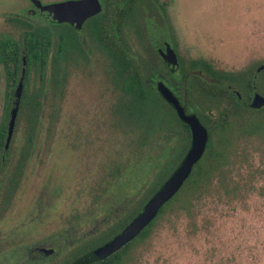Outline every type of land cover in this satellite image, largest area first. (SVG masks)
I'll list each match as a JSON object with an SVG mask.
<instances>
[{
  "label": "rangeland",
  "instance_id": "rangeland-1",
  "mask_svg": "<svg viewBox=\"0 0 264 264\" xmlns=\"http://www.w3.org/2000/svg\"><path fill=\"white\" fill-rule=\"evenodd\" d=\"M38 1L50 5L62 0ZM137 1L136 22L149 18L153 3L166 10L169 25L165 19L149 24L174 27L180 74L210 82L232 73L240 76L235 90L249 94L245 80L264 64V0ZM29 26L50 29L55 58L56 30L63 33L66 26L49 24L33 0H0V36L22 40ZM155 30L158 38L166 33ZM100 59L94 53L91 62L70 65L66 79L53 77L50 60L43 83L34 73L30 77L26 104L19 108L6 165L0 169V264L33 263L30 251L35 247L56 253L49 262L35 263L58 264L103 233L101 241L114 237L135 219L131 221L132 214L144 209L179 142L176 118L157 95L150 94L154 106L146 108L145 118L128 120L126 109L133 103L140 106L119 90L114 72ZM4 75L1 69V111ZM195 83L197 104L211 107L205 114L214 120L204 122L220 125L217 119L229 105L227 96H208L198 84L201 80ZM257 91L264 96V82ZM36 92L41 105L27 104ZM260 117L239 114L219 130L211 124L210 141L217 149L230 143L222 169L207 181L208 190L191 186L181 191L148 236L119 254V264H264ZM18 168L16 185L8 192Z\"/></svg>",
  "mask_w": 264,
  "mask_h": 264
},
{
  "label": "trees",
  "instance_id": "trees-1",
  "mask_svg": "<svg viewBox=\"0 0 264 264\" xmlns=\"http://www.w3.org/2000/svg\"><path fill=\"white\" fill-rule=\"evenodd\" d=\"M19 22L23 23V21H19ZM55 27H59V26H55ZM48 30L47 28L41 29V28H33L29 26L28 29L25 30L22 40L16 39L11 36H5V35L0 36V70L3 69L5 73L4 75L5 92H4V104L2 111L0 105V169L5 167L7 161L8 150L5 149V142L8 133V122L10 119V113L11 110L16 107V103H17L16 90L18 88V85L20 84V82H23L24 88L19 105V108H21V106H23L24 103L26 104V98H27L26 88H27V84L30 81V77L32 73L37 75L38 79H40L42 83L45 81L48 65L51 60V51L53 46L52 33ZM56 31H57L56 33L58 34L59 44H58L56 57L52 60L53 77L58 76V67H57L59 66L58 59L61 54V47L64 38L63 34L59 32V30ZM122 55L123 58L127 56L126 52H122ZM24 59L26 60V65H24L23 63ZM130 64L132 63L130 62ZM125 65H127V62L126 60L122 59L120 52L115 53L116 68L118 67L119 70L121 71L127 70V67L124 68ZM133 65H135L134 62ZM198 68L199 67L197 66L196 69ZM23 70H25L24 74H23ZM130 71L132 72L135 70L130 69ZM263 73L264 71H262L258 75L257 90L262 89V85L264 82L262 78ZM129 74L130 75L128 77H124L121 74H119V76L114 77V82L116 86L123 88V91L129 94L132 97V100L136 101L140 106L139 108H134L133 105L134 103H133L130 109L129 107L126 109L127 110L126 115H128V120L133 119L136 121L139 118H143V117L145 118L147 113L146 108L150 105L154 106V103L151 99V95L154 96L157 95L159 98H161V100L165 103V105L169 107V109L172 111L173 115L176 118L177 123L174 125V128L175 127L176 128L174 129L173 126L169 128L171 130L174 129L177 134L179 133V135H181L179 136V142H177L176 145L173 147L170 157L167 160V163L164 164V166L160 170V174L157 178L158 184L152 189L153 190L152 195L149 198L151 199L160 190V188L164 185V183L171 177V175L177 170L180 163L183 161L187 151H189L191 147L193 135H192L191 127L186 122L181 120L173 105L170 104L165 98H163V96L159 94L156 90L150 88L151 87L149 85L150 80L148 78H140L139 76H136V74L133 75V73H129ZM185 74L186 73L181 74L183 75L182 76L183 78L180 79L179 94H178L179 100L181 103L185 102L184 106L186 109L185 112L186 115L188 116L195 115L199 119L201 125L207 130L208 142L203 157L194 166L191 175L185 181L180 191L168 203L164 205V207L160 210L158 216L162 214L163 210L169 204H171V202H173V200L184 189L190 188L191 186L192 189L193 188L195 189V191L199 190V188L201 187H206L207 189V181L213 176L215 171L217 170L220 171L222 169L221 168L222 164L227 159L226 157L227 149L229 148L230 143L227 145V148L222 147L220 148L221 150H219V148L217 149L215 144L212 141H210V129H211L210 126L212 123L206 124L203 119L210 118V116L205 113L207 110L210 111L211 107L204 108V107H200L197 104L195 99V94L197 92L196 90L197 84L195 83V80L198 79L201 80L202 83H198V84L206 95L213 97H222V95L227 96L229 105L228 107L219 111V118L217 119L222 121L220 125H223L224 121H229L234 117H238L239 114L257 113L261 115L260 118L264 116V108L260 110H252L249 108V103L252 98L251 94L253 92L252 83L255 75L254 71H252L250 73V76H248V79L245 80L246 86L248 87L249 90V94L242 93V100H239L237 96L234 94V92H232L238 87V85L236 84L237 83L236 80H238L240 76H237L232 73H224V74H220L216 79L212 78L211 81L208 82L202 80L197 75H195V77H192V75L188 77V75ZM54 83L58 85L56 78H54ZM41 87L43 88L42 85ZM40 95L41 94H38V92H36L33 95L29 96L27 104H32L33 106H35V104L36 106L41 105L40 103L41 101L39 99ZM210 120L212 122L214 121L211 118ZM215 125H216L215 123L212 124L214 128L218 127L217 129L219 130L220 129L219 123L216 126ZM251 126L252 125L250 123V128L248 131L249 135H251L250 133H252V129H254V127L252 128ZM257 129L259 132L264 133V118L261 119L259 126H257ZM32 138L33 135L32 136L29 135L30 141H32ZM20 171H21L20 168H18V170L16 169V172L14 174L15 177L13 176V178L10 180V185H9L10 187L8 192L14 189L16 185V177L17 174L20 173ZM142 210L143 209L141 208L136 214H132L130 216L131 221L134 218H136L142 212ZM158 216L148 227H146L140 233V235L135 240L125 245L121 250H119L109 258L93 264H119V262L116 260L119 258L118 257L119 254L133 247L135 242H137L138 240L147 237L151 229L155 226ZM130 219H128V221ZM105 234L107 233H103L98 237L91 239L89 243L78 247L77 250L70 255V257L66 261V264H73L76 260L82 258L88 253L110 242L113 237L101 241V239H104Z\"/></svg>",
  "mask_w": 264,
  "mask_h": 264
},
{
  "label": "flooded vegetation",
  "instance_id": "flooded-vegetation-1",
  "mask_svg": "<svg viewBox=\"0 0 264 264\" xmlns=\"http://www.w3.org/2000/svg\"><path fill=\"white\" fill-rule=\"evenodd\" d=\"M67 1L80 0H62L61 2ZM99 2L101 5L100 13L88 18L79 30L75 29L70 23L54 24L44 18L53 26H66V31L62 33L64 38L61 54L58 59V68L60 69H58V76L66 79L70 65H78L80 62L89 63L92 61L93 54L96 53V55L101 56V61L103 59L106 60V68L112 69L114 77L119 76V74L128 77L130 75L129 73H133V75L136 74L140 78H148L151 89L161 94L159 85H163L180 102L178 94L180 79L183 78V75L179 73V68L174 70L167 61L168 51L170 50L175 55L177 63H179L177 38L174 27L149 24L150 21H155L159 25L161 20L167 19V12L164 7L153 3L149 9L145 8L143 4L142 10L146 12L149 9V18L141 22H136L135 16L138 13L139 5L137 0H99ZM33 6L40 12L34 4ZM166 22L169 25L167 20ZM157 27L161 28V30H166L165 35H160L159 38L156 37L155 29ZM118 52H120L122 59L126 60L127 65L124 68L127 67V70L121 71L118 67L116 68L115 53ZM122 52H126L127 56L125 58H123ZM53 59L51 57V60ZM93 61L96 60L93 59ZM133 62L135 65H133ZM153 64H156V66ZM130 69L135 71L131 72ZM185 75H188V77L191 76L189 73ZM118 88L123 91V88ZM184 103L180 102V105L186 112ZM122 232L123 230L114 237ZM55 254L51 249H38V247H35L30 251V259L34 262H28V264H51L43 261L41 263H38V261L35 263V261L39 259L46 261L48 259L53 260L52 258H54ZM58 264H66V260L59 261Z\"/></svg>",
  "mask_w": 264,
  "mask_h": 264
},
{
  "label": "water",
  "instance_id": "water-1",
  "mask_svg": "<svg viewBox=\"0 0 264 264\" xmlns=\"http://www.w3.org/2000/svg\"><path fill=\"white\" fill-rule=\"evenodd\" d=\"M33 4L37 7L44 18L51 23H70L77 30L82 28L83 23L88 18L99 14L101 11L99 0L67 1L50 5H43L40 1L33 0ZM167 61L174 70L178 69L176 57L170 50L168 51ZM23 63L26 65L25 59ZM262 71H264V64L256 69L254 75L252 83L253 96L249 103V108L252 110H260L264 108V96L257 91V79ZM24 73L25 70H23V74ZM23 88V82H20L16 90V107L11 110L8 122V133L5 142L6 150H8L10 146L15 130ZM159 91L163 97L173 105L181 120L191 127L193 135L191 147L177 170L148 201L142 212L123 230L122 233L114 237L104 246L76 260L73 264H93L100 262L114 255L125 245L135 240L140 233L155 220L164 205L180 191L185 181L191 175L194 166L201 160L205 153L208 142V132L201 125L199 119L195 115H186L185 110L180 105L178 99L163 85H159ZM234 94L239 100H242L241 92L235 90ZM45 253L48 254L47 251H45Z\"/></svg>",
  "mask_w": 264,
  "mask_h": 264
}]
</instances>
